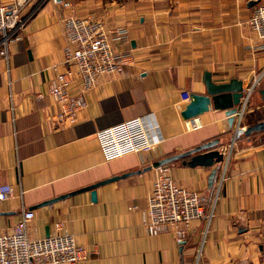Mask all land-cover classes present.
Listing matches in <instances>:
<instances>
[{
  "label": "crops",
  "instance_id": "obj_1",
  "mask_svg": "<svg viewBox=\"0 0 264 264\" xmlns=\"http://www.w3.org/2000/svg\"><path fill=\"white\" fill-rule=\"evenodd\" d=\"M258 1L137 0L132 6L114 1L105 9L80 1L82 9L95 11L90 15L102 12L100 19L128 28L129 39L117 46L129 48L133 60L88 90L86 105L68 126L54 121L59 106L50 85L67 68L61 19L73 5L42 3L9 43L8 57L0 55V185L14 187L0 202V229L11 230L24 207L35 211L32 237L46 236L56 221L75 234L87 250L75 264H264V130L235 141L219 196L206 202L211 218L194 221L181 243L173 228L146 232L142 215L155 168L136 172L151 163L148 155L178 153L215 139L220 148L230 144L234 126L224 110L193 119L181 112L191 93H206L205 71L215 82L237 77L244 85L264 72L259 47L264 40L248 23ZM255 104H249L243 126L252 124L250 111L262 106ZM149 114L161 134L151 151L107 159L97 131ZM168 166L180 184L204 197L212 192L213 168H219L214 183L221 179L218 164ZM125 173L99 185L95 201L90 190L55 200Z\"/></svg>",
  "mask_w": 264,
  "mask_h": 264
},
{
  "label": "built area",
  "instance_id": "obj_2",
  "mask_svg": "<svg viewBox=\"0 0 264 264\" xmlns=\"http://www.w3.org/2000/svg\"><path fill=\"white\" fill-rule=\"evenodd\" d=\"M33 1L0 2V55L3 57H8L9 43L17 38L18 31L30 18L24 10ZM54 1L72 7L67 1ZM61 20L66 38L64 61L67 68L57 73L50 85V93L59 106L54 121L58 126H68L75 122L78 110L86 105L88 90L103 75L121 73L133 60V54L129 48L117 46L129 39V30L124 25L74 14L63 15ZM248 23L251 30L264 40V0L256 3ZM259 47L264 50V41ZM77 78L80 82L74 92L72 89ZM96 135L105 157L113 159L130 152L149 153L161 134L155 117L149 114L102 128ZM155 169L154 189L143 212L142 225L149 235L173 228L177 242L181 243L193 222L210 219L212 212L206 210L196 191L177 183L168 165ZM13 193L11 184L0 185V202L9 199ZM34 218L35 211L23 207L21 218L11 230L0 229V264H75L87 256L86 248L78 243L75 234L63 221H56L48 236L32 237L30 224Z\"/></svg>",
  "mask_w": 264,
  "mask_h": 264
},
{
  "label": "water",
  "instance_id": "obj_3",
  "mask_svg": "<svg viewBox=\"0 0 264 264\" xmlns=\"http://www.w3.org/2000/svg\"><path fill=\"white\" fill-rule=\"evenodd\" d=\"M204 82L206 85V93L193 92L189 95V101L182 110L181 114L185 119H193L209 110L217 109L224 110L225 114L229 117V122L234 126L236 122V115L239 110L240 104L245 95V86L243 81L237 77L231 78L228 82H215L212 78L210 71H205ZM262 99L264 100V87L259 89ZM264 130V120L257 121L256 123L249 124L245 128L236 126V131L233 135V142L238 139L241 134L250 135L256 131ZM219 139L205 142L199 146L185 150L178 153L169 154L153 160L149 165L143 169H138L136 172L142 170H151L153 168L160 167L162 165H183L189 167H212L220 164L227 158L224 152L219 148ZM148 160H151V156H147ZM129 173H125L120 176H114L110 179L96 182L78 190L64 194L55 200L63 198L68 195H73L81 191L90 190L92 199L97 200V187L107 181L116 180L120 177H125ZM217 177V167L212 169L209 176V185L213 186L215 178ZM52 200L51 202L55 201ZM50 234L49 229L47 230L46 236Z\"/></svg>",
  "mask_w": 264,
  "mask_h": 264
},
{
  "label": "rangeland",
  "instance_id": "obj_4",
  "mask_svg": "<svg viewBox=\"0 0 264 264\" xmlns=\"http://www.w3.org/2000/svg\"><path fill=\"white\" fill-rule=\"evenodd\" d=\"M11 1L12 0H3V1L0 0V2H2L4 4H7V3L11 2ZM46 1L47 0H34L33 2H31V4H28V6L26 7V9L24 10L25 14L28 17H32L36 13L37 9L41 5H43ZM64 1H67L70 4L73 5V8H72L73 10L71 12L67 13V14H74V15L82 16V17H85V16L90 17L91 16V17H95V18H101L100 16L103 15V14L101 15L102 12L100 14H98L97 16L90 15V14H93L95 11H91V10H88L87 11V10L82 9V6H78L79 5V2L82 1V0H64ZM89 1L90 2H94L95 4H93L92 6H97V9L98 8H104L105 9L106 7H108V4H110V3L114 2V1L115 2H118V3H121V4H127V6L128 5H131L132 6V5L136 4V1L137 0H89ZM98 3L100 5H98ZM250 17H251V15H250ZM250 17H249V19H250ZM106 21L109 24H113L109 20H106ZM261 50H263V49H261ZM244 86H245V89H244L245 95L243 97V100H242V102L240 104L239 110H238L237 115H236V122H235L234 128H233L234 133L236 131V126L238 124H240V125H238V127H241V126L243 128L246 127V126H243V121L245 120L246 114H248V107H249V104L251 102L253 103L254 106L257 105L255 103H258V104H261L262 105V106H260V108H257V109L255 108L254 111H250V117H248V119L252 121V124L257 122L256 120H257V118L259 116L264 117V101L261 99V94L259 93V89L262 88V87H264V72H262L260 75H258L256 77H254L249 84L244 85ZM251 87H253V88H251ZM254 121H256V122H254ZM242 135L243 134H241V136ZM235 141L233 142V139H232L231 142H230V144L228 146H224L222 148H220V145H219L220 150L224 152L225 157L227 155V158H225L224 161H222L220 164H218V165H220V172H219V176L218 177L221 178V179L218 180V182L216 184L214 183L213 186H209L212 192H211V195H210V193H209V195H207L208 197H204L203 193L201 191L195 189V188H192V187H189V186L180 184L177 181V179L173 175L172 176L174 177V179L177 181V183L179 185L185 186L187 189H191V190L196 191L198 193V196L200 197V202H216V200H217V198L219 196L220 190H221L222 181L224 180L222 173H225V171H226V168H227L228 163H229V160H230V156H231V154H232V152L234 150ZM163 156H166V155H163ZM163 156H156L154 158H151L152 160H149V161L152 162L153 160H156V159L161 158ZM162 166H166V165H162ZM154 170L156 171V169H154ZM218 170H219V168L217 167V172H218ZM155 180H156V174L154 175V178L152 180L151 188H150V191H149L148 196H147V202H149V196H150V194L152 193V191L154 189V182H155ZM204 206L205 207L206 206L208 207L207 203H206V205L204 203ZM201 252H202V250H200L197 253V255H198L197 256V260L200 259Z\"/></svg>",
  "mask_w": 264,
  "mask_h": 264
},
{
  "label": "trees",
  "instance_id": "obj_5",
  "mask_svg": "<svg viewBox=\"0 0 264 264\" xmlns=\"http://www.w3.org/2000/svg\"><path fill=\"white\" fill-rule=\"evenodd\" d=\"M264 119V117H262V116H259L258 118H257V120H263ZM243 135H245V134H243ZM205 203V205H206V202H204ZM208 205V207L206 206V210H208V208L210 207L209 206V204H207Z\"/></svg>",
  "mask_w": 264,
  "mask_h": 264
},
{
  "label": "bare ground",
  "instance_id": "obj_6",
  "mask_svg": "<svg viewBox=\"0 0 264 264\" xmlns=\"http://www.w3.org/2000/svg\"><path fill=\"white\" fill-rule=\"evenodd\" d=\"M148 127H149V124H148Z\"/></svg>",
  "mask_w": 264,
  "mask_h": 264
}]
</instances>
